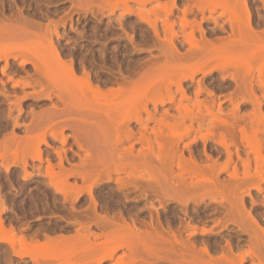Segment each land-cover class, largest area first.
<instances>
[{
    "label": "rangeland",
    "instance_id": "obj_1",
    "mask_svg": "<svg viewBox=\"0 0 264 264\" xmlns=\"http://www.w3.org/2000/svg\"><path fill=\"white\" fill-rule=\"evenodd\" d=\"M0 264H264V0H0Z\"/></svg>",
    "mask_w": 264,
    "mask_h": 264
},
{
    "label": "bare ground",
    "instance_id": "obj_2",
    "mask_svg": "<svg viewBox=\"0 0 264 264\" xmlns=\"http://www.w3.org/2000/svg\"><path fill=\"white\" fill-rule=\"evenodd\" d=\"M58 63V64H60L61 65V63L59 62V57L57 56V54H54V55H52L51 57H50V59H49V63H51V64H53V63ZM56 63V64H57ZM58 64H57V66H58ZM60 67V66H59ZM57 68V67H56ZM58 69L59 68H57L56 69V71H58ZM55 70V69H54ZM54 70H51V71H54ZM50 71V70H49ZM59 71H61V72H63V74H64V78L63 79H65V80H63L62 78H60V75L59 74H57V73H51V74H53V75H55V74H57V75H59L58 77H59V79L58 80H60V79H62L63 81H64V83H68L69 85L67 86V85H65V86H67L66 87V92L69 94L68 96H71V97H77V95H79V94H81L82 92H83V90L87 93V94H89L90 96H94V97H96V98H99V97H104L103 95H101V93L99 92H96V91H94L93 90V88L90 86V84L88 83V81H86V80H83V79H77V78H75L74 77V75H73V73L72 72H70L68 69H66V68H64L63 67V69L62 70H59ZM58 71V72H59ZM55 72V71H54ZM49 74V73H48ZM56 75V76H57ZM52 76V75H51ZM50 76V77H51ZM61 76H62V74H61ZM49 77V78H50ZM54 78H55V76H53ZM51 79V78H50ZM57 79H55V82H57V83H59V81H58ZM61 80V81H62ZM60 81V82H61ZM66 81V82H65ZM64 83H62L63 84V86H64ZM65 88V87H64ZM86 93H85V95H86ZM142 93H143V91H142ZM104 94V93H103ZM83 97H84V95H82ZM89 96V97H90ZM80 98L79 99H81V95L79 96ZM87 97H88V95H87ZM85 98H86V96H85ZM77 99H78V97H77ZM87 100H88V98H86ZM83 100L85 101V99L83 98ZM82 100V101H83ZM87 100H86V102H87ZM81 101V100H80ZM79 101V102H80ZM81 101V102H82ZM92 102L93 100H91V98H90V100H88V103L89 102ZM145 101V100H144ZM91 102H90V105H92L91 104ZM83 104L85 103V102H82ZM95 106L94 107H96L97 105H96V103H93ZM85 105V104H84ZM84 105H82V106H84ZM87 105H89V104H87L86 103V107H87ZM84 106V107H85ZM99 107H101L100 105H98ZM114 106V105H113ZM116 106V105H115ZM90 108H91V106H89ZM92 107H93V105H92ZM109 107H111V105L109 106ZM101 108H105L104 106H102ZM108 108V107H107ZM113 108V107H112ZM92 109V108H91ZM96 109V108H95ZM99 110H101L100 108H99ZM103 110V109H102ZM106 110H108V112L110 111L109 109H106ZM112 110V109H111ZM117 110H119V109H117ZM121 110V109H120ZM111 112H114L113 110L111 111ZM110 113V112H109ZM116 113V112H115ZM117 113H118V111H117ZM108 115V114H107ZM110 115V114H109ZM108 115V116H109Z\"/></svg>",
    "mask_w": 264,
    "mask_h": 264
}]
</instances>
